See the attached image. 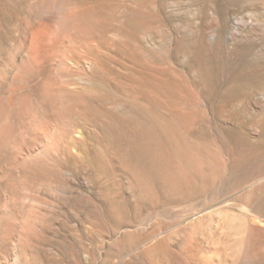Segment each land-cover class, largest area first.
I'll return each mask as SVG.
<instances>
[{
	"label": "rangeland",
	"instance_id": "rangeland-1",
	"mask_svg": "<svg viewBox=\"0 0 264 264\" xmlns=\"http://www.w3.org/2000/svg\"><path fill=\"white\" fill-rule=\"evenodd\" d=\"M0 264H264V0H0Z\"/></svg>",
	"mask_w": 264,
	"mask_h": 264
},
{
	"label": "bare ground",
	"instance_id": "bare-ground-1",
	"mask_svg": "<svg viewBox=\"0 0 264 264\" xmlns=\"http://www.w3.org/2000/svg\"><path fill=\"white\" fill-rule=\"evenodd\" d=\"M155 125V124H154ZM183 136H185V135H183ZM162 137V136H161ZM138 138V137H137ZM139 139V138H138ZM181 140V139H180ZM190 140V139H189ZM188 139H187V141H189ZM179 141V140H178ZM167 142V141H166ZM165 143V142H164ZM189 143V142H188ZM192 143H193V141H192ZM183 144V143H182ZM143 146H145V145H143ZM182 146V145H181ZM174 147V146H173ZM180 148V147H179ZM164 151V150H163ZM195 152V151H194ZM162 153V152H161ZM189 153V152H188ZM170 154V153H169ZM164 156V155H163ZM165 158H167V157H165ZM164 159V158H163ZM169 159H170V157H169ZM174 159V158H173ZM171 162V161H170ZM164 164V163H163ZM166 164V163H165ZM175 164V163H174ZM162 165V164H161ZM170 165H168V167H169ZM162 167V166H161ZM175 167V166H174ZM167 168V167H166ZM178 171V170H177ZM162 172H164V171H162ZM183 172V171H182ZM168 174V173H167ZM184 174V173H183ZM164 176V175H163ZM175 176V175H174ZM172 179H174V178H172ZM147 180V179H146ZM152 182V181H151ZM142 186V185H141Z\"/></svg>",
	"mask_w": 264,
	"mask_h": 264
}]
</instances>
